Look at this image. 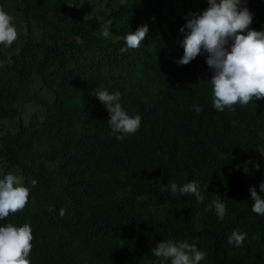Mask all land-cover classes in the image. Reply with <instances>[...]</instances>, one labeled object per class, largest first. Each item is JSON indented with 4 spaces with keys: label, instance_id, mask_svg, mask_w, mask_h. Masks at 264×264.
<instances>
[{
    "label": "trees",
    "instance_id": "obj_1",
    "mask_svg": "<svg viewBox=\"0 0 264 264\" xmlns=\"http://www.w3.org/2000/svg\"><path fill=\"white\" fill-rule=\"evenodd\" d=\"M12 1L26 35L11 54L0 44V123L18 120L15 130L0 126V162L19 169L30 192L0 226L30 224V264H170L151 253L169 240L205 252L200 264H264V215L252 211L249 192L264 197V98L219 112L206 56L176 63L183 17L202 13L207 0H99L94 19L78 14L81 0ZM246 6L249 28L264 31V0ZM144 24L140 48L120 52V37ZM99 86L120 91L127 114L142 117L135 134L115 138ZM31 103L42 114L26 123L21 109ZM193 180L202 202L161 191ZM235 229L247 233L243 247L227 242Z\"/></svg>",
    "mask_w": 264,
    "mask_h": 264
},
{
    "label": "clouds",
    "instance_id": "obj_2",
    "mask_svg": "<svg viewBox=\"0 0 264 264\" xmlns=\"http://www.w3.org/2000/svg\"><path fill=\"white\" fill-rule=\"evenodd\" d=\"M207 3L208 7L202 13L188 12L183 17L186 23L180 28V32L185 34L182 42L184 55L176 63L180 66L188 65L197 56L205 55V62L211 73L212 106L219 112L226 108L235 111L233 105L247 106L253 97L256 100L264 98V31L249 28L254 13L246 6L247 0H207ZM111 24L112 21L108 20L103 25L100 33L103 38L110 36ZM148 31V25L144 24L135 32L130 31L121 36L120 40L126 47L121 48L120 52L140 48ZM16 38L17 31L12 17L0 9V44L10 46ZM94 95L106 108L109 114L107 125L116 139L122 141L127 135L137 132L142 117L139 114H127L120 103V91L110 93L107 88L99 86L94 90ZM192 108L197 113L202 110L197 104H193ZM40 113L39 107L36 114ZM13 120L18 122L17 118ZM0 126L2 133L11 131ZM4 164L2 174L0 172V220L7 218L10 213L22 210L28 202L30 192L29 187L23 186L24 178L19 169ZM254 167L256 171L260 170L259 163H255ZM30 183L34 188L37 180L32 179ZM199 187L195 180L179 186L175 182H169L161 191L170 190L173 195H194L197 202H202L204 197ZM259 188L264 192V181L260 182ZM249 192L254 201L252 211L264 215V197L257 193L254 186L249 188ZM215 196L211 205L218 219L223 221L226 205L219 199V195ZM52 210L49 208V211ZM59 214L64 216L66 210L61 208ZM32 231L28 223L22 226L11 223L0 226V264H30L28 257L32 250ZM246 237V232L235 229L227 242L238 248L243 247ZM151 253L162 261L170 260V264H200L207 255L187 241L171 240L159 242L151 249Z\"/></svg>",
    "mask_w": 264,
    "mask_h": 264
},
{
    "label": "rangeland",
    "instance_id": "obj_3",
    "mask_svg": "<svg viewBox=\"0 0 264 264\" xmlns=\"http://www.w3.org/2000/svg\"><path fill=\"white\" fill-rule=\"evenodd\" d=\"M51 1V0H49ZM1 2V9H3L6 13H8L12 17V23L17 31V38L16 40L10 45V46H3V48L6 50L7 53L11 54L15 51V47L21 44L22 38L26 35V27L25 24H22L20 18L18 15H16L14 9V3L12 0H0ZM99 0H81V3L79 7L77 8V12L79 15L83 16L87 19H94L97 16V13L100 11V9L104 10V7L98 8ZM31 26L33 27V30H35V35L38 38L41 35V32L38 28L34 26V24L31 23ZM102 31H98V35H100ZM39 85L34 84L33 90L38 91ZM39 111V107H37L34 104H28L24 106L21 109V115L24 120V122L29 123L32 121L35 114ZM16 123V120L12 121H3L0 125L3 126V128H8L11 130H15L13 127V124ZM262 160H264V155H262ZM4 163L0 162V172L2 174V169L4 168Z\"/></svg>",
    "mask_w": 264,
    "mask_h": 264
}]
</instances>
